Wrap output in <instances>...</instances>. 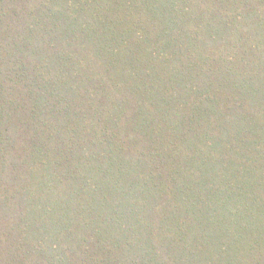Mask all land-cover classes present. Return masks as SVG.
Returning a JSON list of instances; mask_svg holds the SVG:
<instances>
[{
	"label": "trees",
	"instance_id": "trees-1",
	"mask_svg": "<svg viewBox=\"0 0 264 264\" xmlns=\"http://www.w3.org/2000/svg\"><path fill=\"white\" fill-rule=\"evenodd\" d=\"M0 264H264V0H0Z\"/></svg>",
	"mask_w": 264,
	"mask_h": 264
},
{
	"label": "rangeland",
	"instance_id": "rangeland-1",
	"mask_svg": "<svg viewBox=\"0 0 264 264\" xmlns=\"http://www.w3.org/2000/svg\"><path fill=\"white\" fill-rule=\"evenodd\" d=\"M89 165L93 166V168H98L99 169V165L95 164L94 162H89ZM100 166H102V165H100ZM190 171H191V173L188 172V173L183 175V178H184L185 181L187 180V181H190V182H197L203 176V173H201V172H197V171H194V170H190ZM54 201H52V206L55 209V211H57V209L59 208V205L62 202L59 199V197H57ZM97 210L100 213V207H97ZM207 216L211 217L210 213H207ZM162 229H163V227H162Z\"/></svg>",
	"mask_w": 264,
	"mask_h": 264
}]
</instances>
